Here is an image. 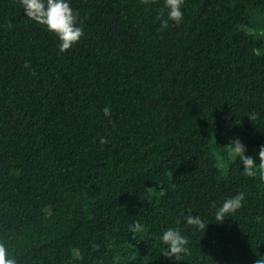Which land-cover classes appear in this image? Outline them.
I'll return each instance as SVG.
<instances>
[{"label": "trees", "instance_id": "1", "mask_svg": "<svg viewBox=\"0 0 264 264\" xmlns=\"http://www.w3.org/2000/svg\"><path fill=\"white\" fill-rule=\"evenodd\" d=\"M83 36L0 0V243L17 264H253L264 257V0H70ZM110 108V116L103 109ZM101 138L104 142L101 143ZM221 161L223 167H217ZM242 205L217 223L226 198ZM199 216L204 229L184 217ZM143 225L133 232L135 221ZM178 227L188 251L162 252Z\"/></svg>", "mask_w": 264, "mask_h": 264}, {"label": "clouds", "instance_id": "2", "mask_svg": "<svg viewBox=\"0 0 264 264\" xmlns=\"http://www.w3.org/2000/svg\"><path fill=\"white\" fill-rule=\"evenodd\" d=\"M23 6L24 14L42 25L47 30L54 33L58 38V48L61 52L69 49L84 34L83 28L77 22V16L71 7L70 0H20ZM166 8V17L160 21V28H166L169 21L179 24L183 20L182 4L183 0H164ZM104 115L110 116V108L103 109ZM104 138H101V143ZM229 157L238 158L242 172L248 176L256 174V166L264 170V145H260L258 151V162L252 155L246 154V145L239 136L233 137L227 143ZM217 167H223L221 161H217ZM244 193L238 192L235 195L226 198L222 205L216 210L215 216L217 223H222L228 214L234 213L242 205ZM188 225H195L197 228H207L204 221L199 216L187 215L184 217ZM143 225L140 221H135L132 231H141ZM160 241L166 246L162 252L167 257H175L179 260L182 253L188 251L186 245L188 239L182 234L178 227H169L164 229L159 235ZM0 264H17L16 260L8 254L7 248L0 243ZM253 264H264V257L257 258Z\"/></svg>", "mask_w": 264, "mask_h": 264}]
</instances>
